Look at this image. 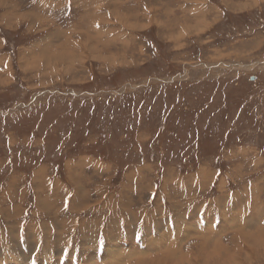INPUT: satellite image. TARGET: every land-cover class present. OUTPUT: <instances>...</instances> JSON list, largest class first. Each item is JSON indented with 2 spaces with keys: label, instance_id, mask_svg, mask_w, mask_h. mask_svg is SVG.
<instances>
[{
  "label": "rangeland",
  "instance_id": "obj_1",
  "mask_svg": "<svg viewBox=\"0 0 264 264\" xmlns=\"http://www.w3.org/2000/svg\"><path fill=\"white\" fill-rule=\"evenodd\" d=\"M258 225L264 0H0V264H264Z\"/></svg>",
  "mask_w": 264,
  "mask_h": 264
},
{
  "label": "bare ground",
  "instance_id": "obj_2",
  "mask_svg": "<svg viewBox=\"0 0 264 264\" xmlns=\"http://www.w3.org/2000/svg\"><path fill=\"white\" fill-rule=\"evenodd\" d=\"M127 36V35H126ZM61 55V54H60ZM62 58V57H61ZM46 60V59H45ZM106 59H104L103 61H105ZM251 228V227H250ZM258 229H259V231H261V232H263L264 230H263V228L260 226V225H258ZM254 230V229H253ZM249 232H251V231H249ZM248 233V232H247ZM243 234V233H242ZM249 234V233H248ZM258 234V233H257ZM240 235V234H239ZM260 235L261 234H258V235H256L255 237H254V235L252 234H249L248 235V238H243V239H245V240H247L248 239V241L247 242H250L251 244H254V246H255V248L259 251V247H260V245L258 244V243H253V242H251V241H249V240H256V239H258V238H260ZM237 236V235H236ZM245 236V235H244ZM243 236H241L240 238H242ZM237 239V238H236ZM239 240V239H238ZM241 240V239H240ZM103 243V242H102ZM242 243H244V242H242ZM249 245V244H248ZM248 245L247 244H243L242 246L243 247H248ZM262 250V248L260 247V251ZM245 253H248V250H245ZM258 256H260V255H258ZM174 259V258H173ZM173 263V262H172Z\"/></svg>",
  "mask_w": 264,
  "mask_h": 264
},
{
  "label": "water",
  "instance_id": "obj_3",
  "mask_svg": "<svg viewBox=\"0 0 264 264\" xmlns=\"http://www.w3.org/2000/svg\"><path fill=\"white\" fill-rule=\"evenodd\" d=\"M254 78H251V80H253Z\"/></svg>",
  "mask_w": 264,
  "mask_h": 264
},
{
  "label": "crops",
  "instance_id": "obj_4",
  "mask_svg": "<svg viewBox=\"0 0 264 264\" xmlns=\"http://www.w3.org/2000/svg\"><path fill=\"white\" fill-rule=\"evenodd\" d=\"M235 246V245H234Z\"/></svg>",
  "mask_w": 264,
  "mask_h": 264
}]
</instances>
